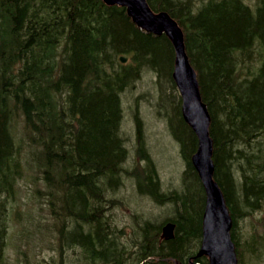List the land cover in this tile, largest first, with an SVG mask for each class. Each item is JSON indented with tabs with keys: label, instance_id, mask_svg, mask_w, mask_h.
<instances>
[{
	"label": "trees",
	"instance_id": "trees-1",
	"mask_svg": "<svg viewBox=\"0 0 264 264\" xmlns=\"http://www.w3.org/2000/svg\"><path fill=\"white\" fill-rule=\"evenodd\" d=\"M147 2L182 28L210 115L213 178L232 219L238 264H244L243 245L252 252L257 244L237 224L264 210V0ZM173 64L167 35L141 29L122 5L0 0V264L7 260L10 200L22 173L12 131L18 119L38 149L44 189L35 190L50 213L58 264L208 263L198 255L205 193L191 162L197 137L182 117ZM143 71L155 76L153 105L185 162L177 187L159 180L135 109L132 151L143 160L128 164L123 101ZM128 178L135 193L165 207L160 220L131 214L134 248L119 240L122 228L111 214L125 205L118 193ZM167 221L174 231L163 238Z\"/></svg>",
	"mask_w": 264,
	"mask_h": 264
},
{
	"label": "rangeland",
	"instance_id": "rangeland-1",
	"mask_svg": "<svg viewBox=\"0 0 264 264\" xmlns=\"http://www.w3.org/2000/svg\"><path fill=\"white\" fill-rule=\"evenodd\" d=\"M155 76L150 71H143L136 83L131 87V92L126 93L129 98L123 101V126L127 133V144L130 157L128 164H142V158L132 151L133 139H135V122L132 109L137 111L140 118L141 131L145 149L153 159L159 180L163 187H177L183 169L184 159L180 153L178 142L172 137L167 121L161 117L155 102L156 91L154 85ZM175 83V82H174ZM176 87V85H175ZM128 92V91H127ZM176 92L178 90L176 87ZM132 97L134 99L132 101ZM21 120L13 123V134L19 145L18 157L22 164L21 176L17 179L16 194L10 200L9 224L10 235L7 247V260L5 264H58L59 257L54 248V233L51 230L50 213L46 203L41 198L42 192L35 188L44 189V183L39 170L40 163L36 160L38 149L27 142L21 129ZM134 153V154H133ZM144 164V162H143ZM133 182L128 178L126 186L120 189L119 198L125 201V205L115 207L111 214L122 228L120 241H125L127 246L134 248L135 243L129 242L132 234L131 214L135 212L137 217L152 215L161 219L164 206H159L150 198L135 193ZM264 210H254L240 219V233L245 237H253L257 247L250 250L244 248V264H264ZM159 219V220H160ZM130 248V249H131ZM22 251V252H21ZM251 253V254H250ZM71 255V253H70ZM66 260V256L63 258ZM65 262V261H64Z\"/></svg>",
	"mask_w": 264,
	"mask_h": 264
},
{
	"label": "water",
	"instance_id": "water-1",
	"mask_svg": "<svg viewBox=\"0 0 264 264\" xmlns=\"http://www.w3.org/2000/svg\"><path fill=\"white\" fill-rule=\"evenodd\" d=\"M125 7L127 15L141 29L161 34L171 40L174 51L172 76L181 98L183 119L197 137V146L191 162L201 180L205 192L202 215V239L198 254L208 256V264H237L234 243L230 238L231 217L223 193L213 178L212 139L209 135L210 120L206 103L202 100L196 71L185 51L183 31L178 22L166 10L153 11L147 0H103ZM122 62L125 56H120ZM174 223L161 226V237L173 235Z\"/></svg>",
	"mask_w": 264,
	"mask_h": 264
},
{
	"label": "bare ground",
	"instance_id": "bare-ground-1",
	"mask_svg": "<svg viewBox=\"0 0 264 264\" xmlns=\"http://www.w3.org/2000/svg\"><path fill=\"white\" fill-rule=\"evenodd\" d=\"M197 77V76H196ZM163 238H167V237H163Z\"/></svg>",
	"mask_w": 264,
	"mask_h": 264
}]
</instances>
